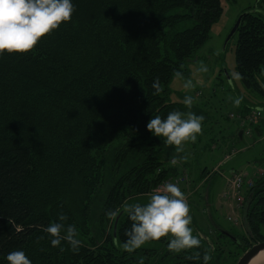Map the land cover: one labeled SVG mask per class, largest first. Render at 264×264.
Wrapping results in <instances>:
<instances>
[{"label":"trees","instance_id":"obj_1","mask_svg":"<svg viewBox=\"0 0 264 264\" xmlns=\"http://www.w3.org/2000/svg\"><path fill=\"white\" fill-rule=\"evenodd\" d=\"M73 3L71 19L31 50L0 52V264H8L6 253L18 248L32 264H139L140 257L143 264H201L187 257L202 256L209 245H214L209 264H236L252 241L264 239L260 170L252 185L242 187L240 223L234 224L244 232L219 223L236 240L215 226L200 227L194 218L199 248L172 253L161 237L128 253L118 243L126 239L130 221L124 214L107 215L125 200L145 201L192 170L175 146L145 125L151 116L188 112L182 102L170 101L169 84L210 38L223 11L221 0ZM235 34L240 79L264 96V18L249 12ZM193 169L203 191H210L213 172ZM60 212L77 229V251L66 241L63 250L51 246L43 231ZM245 238L248 244L239 247L237 241Z\"/></svg>","mask_w":264,"mask_h":264},{"label":"rangeland","instance_id":"obj_2","mask_svg":"<svg viewBox=\"0 0 264 264\" xmlns=\"http://www.w3.org/2000/svg\"><path fill=\"white\" fill-rule=\"evenodd\" d=\"M221 2L223 11L219 20L211 27L210 38L198 50V55L187 62L185 73L175 74L169 84L170 101L183 103L184 96L190 95L193 103L187 111L204 116L202 131L197 140L185 142L179 152L187 166L196 169L206 167L213 172L210 178V181L213 180L212 188L210 191H203L204 184L197 180L198 175L192 171L193 168L183 172L188 175L189 182H182L179 176H176L177 180L174 177L170 182L179 185L184 192L190 205L192 220L195 218L200 227L208 229L210 225L214 226L213 222L209 223L207 220L209 211L215 209L217 212L212 213V217L217 224L234 232H244L240 224L235 225L227 219L229 214L238 213V201L233 195L224 197L223 192L227 179L234 171L245 174L247 178H254L255 174L258 175V169L264 167V135L259 137L254 133L250 137L235 140L239 130L235 120L229 117V112L245 109L246 103L253 107H264V96L242 83L236 68L237 35L231 38L228 35L238 16L248 8L264 18V2ZM202 67L206 71H201ZM261 85L264 88V82ZM237 98L240 99L239 104L234 103ZM256 123L261 124L264 129L263 121L257 120ZM233 147L237 149V153L226 158ZM202 192L205 193L204 197L199 195ZM239 210L241 212V208ZM192 227L194 232L193 223Z\"/></svg>","mask_w":264,"mask_h":264},{"label":"clouds","instance_id":"obj_3","mask_svg":"<svg viewBox=\"0 0 264 264\" xmlns=\"http://www.w3.org/2000/svg\"><path fill=\"white\" fill-rule=\"evenodd\" d=\"M75 5L73 0H0V52H27L31 50L45 34L57 29L62 22H68ZM201 71H206L202 67ZM179 75V73H177ZM188 86V85H186ZM156 92L160 89L153 85ZM193 97L185 95L183 104L190 109ZM235 104L240 103L237 98ZM204 116L188 111H169L165 116H151L146 122V129L153 135L163 138L166 145H173L179 151L185 142H195L202 131ZM175 163V161H173ZM120 214L127 216L130 225L125 229V240L118 243L121 250L132 253L148 241L167 240L166 248L172 253H180L199 248L201 236L193 234L190 205L184 192L176 183H165L152 191L145 201L125 200L117 208L107 212L110 218ZM63 212L57 214L54 221L43 227L48 234L51 246H60L66 241L69 248L77 251L81 244L77 229L72 223H65ZM214 245H209L203 255L194 254L189 260H200L209 264ZM8 264H32V260L23 249L6 253ZM143 257L139 264H143Z\"/></svg>","mask_w":264,"mask_h":264},{"label":"built area","instance_id":"obj_4","mask_svg":"<svg viewBox=\"0 0 264 264\" xmlns=\"http://www.w3.org/2000/svg\"><path fill=\"white\" fill-rule=\"evenodd\" d=\"M229 117L234 119L238 129L243 130L244 136H252L254 134L255 129H259L264 132L263 126L261 124H257V120H261L264 122V107H248L247 109H242L241 111L229 112ZM235 152V149L232 150ZM174 161V160H173ZM261 173H264V168H260ZM181 181H187L188 175L184 174L179 178ZM177 180V178H175ZM254 179L245 178V175L239 171H234L233 174L226 182V188L223 192L224 197H230L233 195L235 199L238 201V209L242 206L244 201V196L242 194V187L244 185H252ZM169 183V181L167 182ZM235 213L229 214L228 219L233 223H240V216L233 215Z\"/></svg>","mask_w":264,"mask_h":264},{"label":"water","instance_id":"obj_5","mask_svg":"<svg viewBox=\"0 0 264 264\" xmlns=\"http://www.w3.org/2000/svg\"><path fill=\"white\" fill-rule=\"evenodd\" d=\"M251 11H253V10L243 11L238 16L234 26L232 27V29H231V31H230V33L228 35V38H231L233 35H235V33L237 32V29L239 28L244 16L246 14H248L249 12H251ZM238 137H239V139L243 138V130L242 129L238 132ZM248 204H249V199L247 200V202L245 204V210L247 209ZM208 216H209L208 218L213 222L214 226L216 228H218L222 233L226 234L229 238H231L233 240L237 239L236 235H234L231 231L222 228V226H220L219 224L216 223V221H214V218L212 217V214H211L210 211L208 213ZM243 221H244V224H245V229L248 232H250L249 225H248V222L246 220V213L243 214ZM262 249H264V239L263 240H257L248 249H246L245 252L238 258L236 264H248L250 262V260Z\"/></svg>","mask_w":264,"mask_h":264},{"label":"bare ground","instance_id":"obj_6","mask_svg":"<svg viewBox=\"0 0 264 264\" xmlns=\"http://www.w3.org/2000/svg\"><path fill=\"white\" fill-rule=\"evenodd\" d=\"M206 174V173H205ZM264 263V249L260 250L248 264H263Z\"/></svg>","mask_w":264,"mask_h":264},{"label":"flooded vegetation","instance_id":"obj_7","mask_svg":"<svg viewBox=\"0 0 264 264\" xmlns=\"http://www.w3.org/2000/svg\"><path fill=\"white\" fill-rule=\"evenodd\" d=\"M237 239H238V238H237ZM256 241H257V240H256ZM256 241H255V242H256ZM252 242H253V243H251V244H254V241H252ZM237 244H238L239 247H240V245H241L242 247H244V245L248 244V243H247V239L245 238V241H244V240H243V241L238 240V241H237ZM224 249H225V248H224ZM225 250H226V249H225ZM227 252L229 253V250H227ZM241 255H242V254H241ZM239 257H240V256H239ZM239 257H238V258H239Z\"/></svg>","mask_w":264,"mask_h":264},{"label":"crops","instance_id":"obj_8","mask_svg":"<svg viewBox=\"0 0 264 264\" xmlns=\"http://www.w3.org/2000/svg\"><path fill=\"white\" fill-rule=\"evenodd\" d=\"M246 107H249V106H246ZM258 136H259V135H258ZM259 137H260V136H259ZM255 175H256V174H255ZM255 175H254V176H255ZM254 176H253V177H254Z\"/></svg>","mask_w":264,"mask_h":264}]
</instances>
